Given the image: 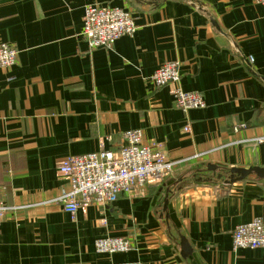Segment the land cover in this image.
<instances>
[{
    "label": "crops",
    "instance_id": "obj_1",
    "mask_svg": "<svg viewBox=\"0 0 264 264\" xmlns=\"http://www.w3.org/2000/svg\"><path fill=\"white\" fill-rule=\"evenodd\" d=\"M91 4L129 11L135 35L91 50L82 36ZM0 42L18 50L17 64L0 69V188L11 208L0 227V264H264V249L234 250L232 238L238 225L264 219V179L226 185L207 172L264 168V6L0 0ZM174 61L181 87L200 92L204 109L184 112L173 84L150 82ZM129 130L179 164L112 205L83 204L70 216L59 201L70 189L62 162L118 152ZM107 236L130 239L132 250L96 253L95 241ZM180 236L193 249L188 259Z\"/></svg>",
    "mask_w": 264,
    "mask_h": 264
},
{
    "label": "built area",
    "instance_id": "obj_2",
    "mask_svg": "<svg viewBox=\"0 0 264 264\" xmlns=\"http://www.w3.org/2000/svg\"><path fill=\"white\" fill-rule=\"evenodd\" d=\"M253 1L264 6V0ZM136 31L135 19L125 9L100 4H91L85 9L82 36L91 50L112 48L119 39L133 37ZM17 61L15 45L0 42V69L11 70ZM181 67L177 61L164 63L150 77V82L155 88L173 84L172 95L178 109L184 112L204 109L206 101L200 92H188L181 87ZM185 131H189L188 126ZM123 139L124 146L118 152L101 149L70 156L62 162L59 174L69 182L70 189L59 201L70 216L75 217L83 204L112 205L121 195L143 190L150 180L162 181L179 164L169 161L159 145L145 144L141 130H129ZM259 141L264 143V139ZM10 209L5 203L4 190L0 188V227ZM232 238L234 250L264 249V219L255 218L238 225ZM94 248L98 254L113 255L129 252L133 243L128 238L107 236L97 239Z\"/></svg>",
    "mask_w": 264,
    "mask_h": 264
},
{
    "label": "water",
    "instance_id": "obj_3",
    "mask_svg": "<svg viewBox=\"0 0 264 264\" xmlns=\"http://www.w3.org/2000/svg\"><path fill=\"white\" fill-rule=\"evenodd\" d=\"M207 172L212 173L213 177H215L219 181H223L226 185H232L234 183L244 181L252 175H256L258 179H264V168L259 167H251L249 169L233 168L228 171L220 170L217 166H208ZM200 180V182H202L204 179L200 178ZM203 182H212V179H207ZM169 194H171L170 190H168V194L166 196V199L164 200L165 212L168 211ZM167 218H169L168 213ZM180 249L181 256L184 259H188L193 255V249L184 236H180Z\"/></svg>",
    "mask_w": 264,
    "mask_h": 264
}]
</instances>
